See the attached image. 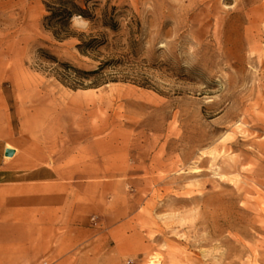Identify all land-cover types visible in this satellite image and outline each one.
Segmentation results:
<instances>
[{
  "label": "rangeland",
  "instance_id": "374dc122",
  "mask_svg": "<svg viewBox=\"0 0 264 264\" xmlns=\"http://www.w3.org/2000/svg\"><path fill=\"white\" fill-rule=\"evenodd\" d=\"M45 1L0 0L6 147L81 202L38 264H264V0H98L123 16L88 56ZM130 39L141 84L75 89L38 57L91 70Z\"/></svg>",
  "mask_w": 264,
  "mask_h": 264
},
{
  "label": "crops",
  "instance_id": "0c3cea01",
  "mask_svg": "<svg viewBox=\"0 0 264 264\" xmlns=\"http://www.w3.org/2000/svg\"><path fill=\"white\" fill-rule=\"evenodd\" d=\"M4 106L0 94V264H38L53 259L54 237H69L81 202L52 164L4 154Z\"/></svg>",
  "mask_w": 264,
  "mask_h": 264
},
{
  "label": "trees",
  "instance_id": "16d2710c",
  "mask_svg": "<svg viewBox=\"0 0 264 264\" xmlns=\"http://www.w3.org/2000/svg\"><path fill=\"white\" fill-rule=\"evenodd\" d=\"M44 6L46 14L42 18V25L54 40L63 42L75 38L78 41L76 49L85 56L99 54L102 48L116 49L108 40L109 34L115 35L120 30V19L123 15L116 6L107 3L100 8L98 0H46ZM74 17L87 21L92 28L90 30L98 29L97 32H77L72 28ZM128 23L132 27L139 26L137 21L130 20ZM135 45L136 41L130 39L127 47H118L125 49L123 53H113L105 60H99V57L95 56L98 65L91 70L59 62L57 57L44 49L38 50V57L51 65L56 79L75 89L85 86L96 87L108 81L130 80L141 84V81H137L140 76L136 72L137 64L133 61L136 54ZM87 81L89 84L85 85Z\"/></svg>",
  "mask_w": 264,
  "mask_h": 264
},
{
  "label": "water",
  "instance_id": "95a60500",
  "mask_svg": "<svg viewBox=\"0 0 264 264\" xmlns=\"http://www.w3.org/2000/svg\"><path fill=\"white\" fill-rule=\"evenodd\" d=\"M4 154H5L7 157H8V156L11 157V156H13V154H14V150H13V149L6 148Z\"/></svg>",
  "mask_w": 264,
  "mask_h": 264
}]
</instances>
